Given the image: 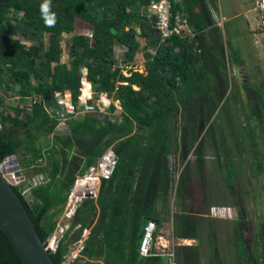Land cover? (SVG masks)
Returning a JSON list of instances; mask_svg holds the SVG:
<instances>
[{
	"label": "trees",
	"instance_id": "trees-1",
	"mask_svg": "<svg viewBox=\"0 0 264 264\" xmlns=\"http://www.w3.org/2000/svg\"><path fill=\"white\" fill-rule=\"evenodd\" d=\"M153 1L158 0H52L56 22L53 27H46L40 13L43 0H0V124L3 126L0 131V165L16 155L21 157L23 170L47 175V183L33 190V202L27 200L19 187H15L47 243L58 227L77 175H83L107 148L117 142L114 149L119 161L114 176L103 181L97 202H83L73 221L74 226L81 225V228L72 239L76 240L85 228L92 227L85 255L89 259L94 254L104 256L107 264H117L126 249L123 245L113 244L126 235L122 229L116 232L114 225L117 223L113 222L112 210L117 206L121 193L118 186L114 187L118 177L131 175L129 184L132 185L136 179L133 170L138 167L133 159L138 162L139 158H148L155 161L148 174L153 177L160 173L157 185L159 190L168 193L171 177L166 143L172 123L180 117L185 121H194L196 126L188 127L193 132L212 111L214 94L211 77L215 72L211 70L212 60L206 56V34L221 32L220 29L207 30L204 13L194 9L196 0H171L173 23L178 15L183 17L180 13L187 12L193 35L175 36L163 43L162 35L156 28V17L148 11ZM13 12L23 16L13 20L10 18ZM77 21L91 25L94 29L92 36L75 34L69 50L71 66L61 65L62 37L75 31ZM138 37L145 40V49H155L143 53L148 74L132 71L126 76L119 71L116 44L125 48L124 62L132 63L141 49ZM22 38L33 45L28 46ZM211 42L220 52L219 62L226 67L224 52L214 39ZM229 47L233 64L245 65L241 50L233 42H229ZM85 69L88 71L86 76ZM85 78L95 87L96 98L108 94L120 102L121 119L114 120L112 116L98 113L88 114L69 121L65 131L57 132L58 122L51 117L48 108L61 109L59 101L65 96L78 102L81 91L85 94ZM242 89L245 94L251 93L247 101L248 112L255 125L248 130L237 123L236 114L241 118L246 113L234 87L216 118L217 128L212 124L209 134L212 132L215 136V130H218L220 135L225 136V130H228L239 151L248 155L251 150L247 139L251 148H258V140L264 146V81L243 85ZM13 91L24 101L35 97H40L42 101L34 104L32 109H22L21 105H17L19 111L27 113L24 119L6 114L2 112V107ZM109 109L111 113L116 111L114 105ZM136 127L145 129V133H135ZM51 134L54 135L53 141L44 146L43 137ZM222 144L224 147L226 143ZM222 150L227 157L232 155L227 145ZM197 153L198 159H206L200 151ZM253 160L257 161V167L262 171L264 157L261 152L256 153ZM227 167L229 174L233 175V165L228 164ZM66 170L70 173L66 181L61 182ZM143 178L146 176H142L141 180ZM140 187L142 185L137 184V192L142 188L147 190V187ZM135 207L137 217L133 220V233L139 236L142 220L146 224L155 219L150 209L142 205ZM98 208L100 217L94 225ZM197 226L198 222L195 223ZM236 226L239 243L242 233L239 225ZM183 239L196 238L184 236ZM139 244L133 245L131 264H164L160 256L142 257ZM67 250L68 244L63 243L59 252L52 254L56 264H62ZM199 250L197 246H176L175 262L201 264ZM0 264H24L1 228Z\"/></svg>",
	"mask_w": 264,
	"mask_h": 264
},
{
	"label": "rangeland",
	"instance_id": "rangeland-1",
	"mask_svg": "<svg viewBox=\"0 0 264 264\" xmlns=\"http://www.w3.org/2000/svg\"><path fill=\"white\" fill-rule=\"evenodd\" d=\"M194 9L196 12L204 13L208 24L207 30L211 32L214 31L213 28H218L221 31L213 32L212 35L206 34L208 48L206 56L210 61L212 60L211 70L213 69L212 73L215 72L211 77L214 94L213 105L210 115L198 124L196 131L192 132L188 129L190 126H196V123L191 120L185 121L183 117L174 121L170 127L166 152L169 160L171 183L168 193L165 192V195L170 205L172 199L177 200L179 205L176 204V207L179 213L175 214L174 219L170 214L166 218L174 227L176 239H183L184 236H195L196 239H188V241H191L189 245L194 244L193 240L199 244L201 264H264V167L260 171L257 167V161L253 160L258 152H261L264 157L263 143L258 140V148L255 149L251 148L250 140L247 139L246 143L251 151L246 155L239 151L228 130H225V136L220 135L218 130H215L217 132L214 134L215 136H212V132L211 135L209 134L212 124L217 128L216 118L234 87L237 88L236 92L242 101L241 107L246 113V116L241 118L238 113L236 114L239 120L237 123L243 127L246 126L248 130L255 125V122L249 118L247 104L251 93L245 94L242 88L246 84L251 85L254 82L264 81V0H196ZM180 15L187 18L188 13L182 12ZM17 16L22 17L23 14L13 12L10 18L14 20ZM84 25L85 27H92L87 23L77 21L75 31L63 35L61 65L71 66L70 45L73 36L76 32L80 33L78 31H81ZM190 34L192 36L193 32ZM212 39L224 52L226 67L219 62L220 52L214 48ZM22 40L28 46L33 45L23 38ZM229 42H233L241 50V55L246 62L245 65L236 66L233 64L230 58ZM144 49L145 46H141L140 52L132 63L124 62L123 53H121L120 48L117 49L119 71L126 76L131 73L132 68L140 71L143 68L142 65L147 63L143 54L144 51H155L152 48ZM91 87L95 94V87L92 84ZM16 95L17 93L13 91L7 96L2 112L24 119L27 113L19 111L17 101L14 100ZM105 97L106 95L103 94L102 100L98 98L100 106H103L102 102L105 103ZM106 98L110 102L108 107L114 105L116 111L111 113L107 107L106 112L97 113L112 116L114 120L121 119V117L118 118L122 112L119 109L121 108L120 102L114 96L108 95ZM29 102L28 100L23 101L21 108L28 109ZM93 113L96 112L89 114ZM258 119L260 120V118ZM137 128V133L145 132V129ZM53 138L52 134L43 137V145L48 146ZM223 142L226 143L224 147ZM116 144L117 142L113 143L112 146L115 148ZM226 145L231 151L230 157H227L222 150V148H226ZM198 151L206 159L203 161L198 159L197 156L199 155H196ZM47 156L51 157L52 155L47 154ZM18 159L20 162L21 157L18 156ZM139 159L138 162L141 164L133 159L138 166L137 170H133V173L136 177L146 176L144 180L140 179L139 186L155 185L156 187L161 174L153 177L148 174L154 168L155 161H149L148 158ZM228 164L233 165L231 168L233 175L229 174ZM30 171L24 170L27 178L29 176H31L30 178H47V175ZM69 173L70 170H66L65 175L61 176V182L66 181V176ZM27 200L33 202V195L29 196ZM212 208L222 209L229 213L227 217H213L210 214ZM204 217L210 218L208 222L210 232L207 227H204ZM196 222H198L197 228L195 227ZM236 225H239L242 233V239L239 243L235 231Z\"/></svg>",
	"mask_w": 264,
	"mask_h": 264
},
{
	"label": "built area",
	"instance_id": "built-area-1",
	"mask_svg": "<svg viewBox=\"0 0 264 264\" xmlns=\"http://www.w3.org/2000/svg\"><path fill=\"white\" fill-rule=\"evenodd\" d=\"M149 11L156 17V28L162 35L163 43H166L175 36L185 37L191 35L190 33H192V30L189 27L187 18L178 15L175 18V23H173V4L171 0L153 1L149 7ZM60 95L61 94H59V96ZM14 100L17 101V103L19 102L17 105H21L23 102V98L18 95L15 96ZM29 100V109H32L34 104L42 101L40 97L30 98ZM99 100L95 97L93 92L92 96L88 98H85L83 94L80 95L76 103L72 100V97L65 96L61 98L59 101V104L62 106L61 109L48 108L51 117L58 122L56 131H65L69 121L80 119L83 115L92 112H106V109L109 107L103 102V106H100ZM90 101H92V103H90ZM2 129L3 126L0 124V131ZM118 161L119 158L114 147H109L83 175H79L76 178L68 194V201L60 216L58 227L54 235L46 243L47 248L52 254L59 252L61 244H68V250L64 255L62 264H89L91 262L85 255L87 230L84 229L80 237L73 240L74 234L81 228V225L74 226L73 221L85 200L98 199L103 181H108L114 176ZM41 162H43V160H41ZM9 176L15 181L14 187H19L26 198L33 195V190L36 187L46 183V178L44 177L41 179H39V177L32 179L29 177L27 178L22 167L19 171L10 172ZM228 213L218 208H212L210 211L213 217L219 218L227 217ZM158 230L159 225L156 220H149L144 225L139 244V253L142 257L159 256V253L155 251ZM169 255L172 258L170 264H177L175 262V254L171 253Z\"/></svg>",
	"mask_w": 264,
	"mask_h": 264
},
{
	"label": "crops",
	"instance_id": "crops-1",
	"mask_svg": "<svg viewBox=\"0 0 264 264\" xmlns=\"http://www.w3.org/2000/svg\"><path fill=\"white\" fill-rule=\"evenodd\" d=\"M93 30H94L93 27H89V26L85 27V25H84L83 29H81V31H78L80 33L76 32V34H82V35L90 36V35H92ZM138 33L141 34L140 29H138ZM138 41L142 47L146 46V42L143 38L138 37ZM118 47L120 48L121 53H123V55H124L125 48L117 43L116 44V52H117V49H119ZM142 67L143 68L140 71L132 68L131 72L132 71H135V72L138 71L140 73L143 72V73H145V75H147L148 73H147L146 64L142 65ZM84 74L86 76L87 71L86 72L84 71ZM128 75H129V73H128ZM85 82L89 83L86 80V78L83 81L84 90H85V94L83 96L85 98L86 97L88 98V92L85 88ZM135 88L138 89L137 87H135ZM70 96H71V94H70ZM102 96H101V99H102ZM106 97H107V95H106ZM106 97H105V103L107 104L106 100H108V99H106ZM28 101H30V100L28 99ZM108 103L110 104L109 101H108ZM107 106H109V105L107 104ZM119 109H121V111H122V107ZM121 114H122V112H120V115ZM120 117L121 116H118V118H120ZM131 178H132L131 175L128 177H125V176L118 177L117 181L114 184V187L118 186L120 189L119 192H121L120 197L118 198V204H117V206H115L114 210H112L113 211V218H114L113 222L117 223L116 225H114V229H116V232H120L122 230L126 231V235L124 234V236H122V238H121L122 240L118 239V240L114 241V243H113L115 246H122L123 245V247L126 248L124 251V254L117 261V264H131L132 263L133 245L134 246L138 245L140 240H141L142 229H143L144 224L146 222V221H144V219L142 220V225H141L142 229H141L140 235L134 236V233H133L134 232L133 220H134V218L137 217V213L134 211V209L136 208L135 206H137V205H142L143 207L150 209L152 212L151 215H154V219L157 221V223L159 225V230L157 233V240H156V244H155V249H156L155 251L159 253V256L164 261V264H170L172 258L170 257L169 254L175 253L174 251H175L176 246H186V245H189V243L191 242V241H188V239H186V240L176 239L175 235H174V227H173V225H171V223H169L168 218H166V216L168 214H170L172 216V219L175 218V216L179 213V212H177L176 204L179 205V203L177 202L176 199L175 200L172 199L171 205H170V202L167 201L164 190H162V189L159 190V185H157L156 187H155V185L148 186L147 190L143 189L142 188L143 186H142V187H140L142 189H140L139 192H137L136 187H137V184L140 183L141 177L140 176L136 177L134 182H132L133 184L130 185L129 183H131V182H129V181ZM144 179L145 178H143L142 180H144ZM158 182H160V181H158ZM126 183H128V185H126ZM97 200H95V201L97 202ZM166 203H168V204H166ZM99 217H100V208H98V211L96 213V221L94 222V225L97 223ZM204 219H205L204 220V227H207L208 231L210 232V228L208 226V222H209L210 218L207 219L206 217H204ZM107 221L109 222V219H107ZM85 229L87 230L86 238L89 239L91 232H92V227L85 228ZM192 242L194 244L189 245V246L199 247V244L197 243V241L193 240ZM104 259H105L104 256H98V255L94 254L93 257L89 260L91 261V264H107V262L104 261ZM140 264H143V262H141Z\"/></svg>",
	"mask_w": 264,
	"mask_h": 264
},
{
	"label": "water",
	"instance_id": "water-1",
	"mask_svg": "<svg viewBox=\"0 0 264 264\" xmlns=\"http://www.w3.org/2000/svg\"><path fill=\"white\" fill-rule=\"evenodd\" d=\"M88 72V71H87ZM18 156L0 165V228L14 245L24 264H56L42 239L9 173L19 171Z\"/></svg>",
	"mask_w": 264,
	"mask_h": 264
},
{
	"label": "clouds",
	"instance_id": "clouds-1",
	"mask_svg": "<svg viewBox=\"0 0 264 264\" xmlns=\"http://www.w3.org/2000/svg\"><path fill=\"white\" fill-rule=\"evenodd\" d=\"M40 13L46 27L55 25L56 14L52 11V0H43L40 5Z\"/></svg>",
	"mask_w": 264,
	"mask_h": 264
},
{
	"label": "bare ground",
	"instance_id": "bare-ground-1",
	"mask_svg": "<svg viewBox=\"0 0 264 264\" xmlns=\"http://www.w3.org/2000/svg\"><path fill=\"white\" fill-rule=\"evenodd\" d=\"M85 72L87 71V69L84 70ZM85 88L88 92V97H91L92 96V87L89 83L85 82ZM87 98V97H86ZM107 99V98H106ZM107 104L109 105L108 103V100H106Z\"/></svg>",
	"mask_w": 264,
	"mask_h": 264
}]
</instances>
